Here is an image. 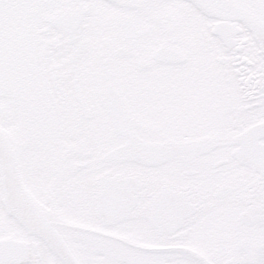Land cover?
<instances>
[{"label": "snow or ice", "instance_id": "6c2138e0", "mask_svg": "<svg viewBox=\"0 0 264 264\" xmlns=\"http://www.w3.org/2000/svg\"><path fill=\"white\" fill-rule=\"evenodd\" d=\"M0 264H264V0H0Z\"/></svg>", "mask_w": 264, "mask_h": 264}]
</instances>
